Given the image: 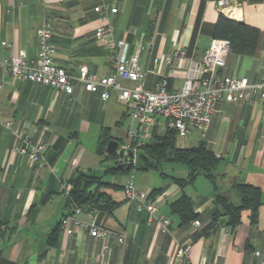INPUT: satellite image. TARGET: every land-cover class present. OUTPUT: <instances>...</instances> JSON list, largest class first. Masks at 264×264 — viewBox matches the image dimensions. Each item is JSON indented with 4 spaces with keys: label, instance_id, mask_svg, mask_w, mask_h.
<instances>
[{
    "label": "crops",
    "instance_id": "0c3cea01",
    "mask_svg": "<svg viewBox=\"0 0 264 264\" xmlns=\"http://www.w3.org/2000/svg\"><path fill=\"white\" fill-rule=\"evenodd\" d=\"M100 5L117 9L109 15L112 39L126 42L124 56L137 54L138 68L148 72L146 89H152L161 77L167 78L170 89L181 87L187 60L172 58L166 64L164 58L180 50L187 58L202 59L219 14L260 34L252 56L229 53L219 74L246 77L251 83L264 77L260 67L264 62V0H251L239 13L204 0H0V43L9 45H0V62L18 51L35 62L37 32L48 21L53 30L52 58L57 65L72 75L79 66L101 77L112 75L115 52L94 38L102 22L93 9ZM123 85L131 86L129 82ZM8 120L17 129L27 127L31 140L45 146L46 166L38 168L14 153L12 132L0 127V264H262L263 102H219L204 140L198 138V144L204 143L222 158L216 169L219 193L238 205L239 199L232 193L234 184L248 183L261 189L262 206L255 223L249 224L247 212L233 230L223 217L214 222V189L205 178L206 184L202 182L199 189L191 184L180 190L169 178L153 187L150 174H145L136 187L148 194L160 190L152 200L158 205V214L170 219L173 236L162 233L156 219L148 220L145 212H137L125 200L122 188L117 194L115 188L102 186L100 192L117 205L99 212L97 223L126 236L122 245L112 242L108 252L102 250L103 241L90 237L87 231L69 236L60 228L52 247L47 238L67 209L68 196L60 192L61 184L78 172L93 170L99 175L116 165L113 158L104 159L96 153L101 132L107 130L121 144L126 130L135 126L129 122L126 107L117 102V91L108 101L80 87L66 95L41 84L12 81L0 66V123ZM158 129L159 120L154 127L157 135ZM183 172L185 177V169ZM182 194L191 199L198 226L194 221L180 226L178 217L170 213L169 205ZM77 217L90 221L88 207H82ZM186 242L189 253L177 262L178 245ZM256 251L259 256L254 255Z\"/></svg>",
    "mask_w": 264,
    "mask_h": 264
},
{
    "label": "built area",
    "instance_id": "2783aa9c",
    "mask_svg": "<svg viewBox=\"0 0 264 264\" xmlns=\"http://www.w3.org/2000/svg\"><path fill=\"white\" fill-rule=\"evenodd\" d=\"M213 1L218 8L231 7L239 13L242 5L251 0H204ZM93 11L100 16L101 24L94 31V38L104 47L115 52L113 58V73L101 77L89 71L86 66H79L76 74H68L57 65L52 58V25L44 21L37 32L38 54L35 62L29 60L24 51H18L8 59L0 62V66L8 71L12 81H27L41 84L72 95L76 87L88 93H96L102 101H108L112 92L117 91V102L126 107L128 118L135 123L134 127L126 130L125 140L120 147L134 152L132 166L140 148L150 143L154 138V127L158 119L162 118L168 128L176 134V139H183L194 134L204 140L208 125L219 102L235 103L238 101L258 100L264 103V77L251 83L246 77L224 76L219 72L226 65V58L230 53V44L225 39H212L204 56L200 60L187 58L185 52L175 50L164 58L169 64L172 58L179 61L187 60L183 81L179 89H170L166 77H161L152 89L145 88L147 71L138 68L137 54L124 56L126 42L114 41L109 26V15L117 12L116 8L105 5L96 6ZM2 47H8L1 42ZM157 63V60H154ZM264 71V62L260 64ZM129 82L131 86L123 85ZM0 127L10 130L14 136L12 150L24 156L30 164L43 168L45 146L31 140L27 127L15 128L12 120L0 123ZM71 186L62 183L60 192L69 196ZM127 202L135 206L137 212H145L148 220L156 219L162 233L173 236L170 219L158 214V205L149 199V194L136 187L133 175L127 174L122 188ZM81 212L79 207H67L60 219V228L71 236L78 231H87L95 240L103 241L102 250L108 252L111 243L122 245L126 236L107 229L97 223L99 211L89 208L90 221H82L77 216ZM194 226L199 221L193 222ZM190 250L188 242L179 244L175 252V260L182 261ZM259 256L258 251L254 252ZM264 264V259H262Z\"/></svg>",
    "mask_w": 264,
    "mask_h": 264
},
{
    "label": "trees",
    "instance_id": "16d2710c",
    "mask_svg": "<svg viewBox=\"0 0 264 264\" xmlns=\"http://www.w3.org/2000/svg\"><path fill=\"white\" fill-rule=\"evenodd\" d=\"M259 31L253 27H249L244 23H239L226 18L222 14L217 16L213 25L212 38L225 39L230 44V53L240 56H252L259 40ZM111 139L107 130H103L98 139L96 153L104 159L113 158L105 153L107 142ZM176 134L166 128L162 136L154 131L153 140L140 148L138 156L144 161V165L140 166L143 170L159 171L161 163L176 162L183 165L186 176L185 178H172L173 183L182 190L184 187L194 183L196 178L201 175L207 179L214 189L213 204L216 209L212 213V220L216 222L219 218H225V225L230 229H235L242 223V214L247 212V220L249 224L256 222L258 213L262 206V191L259 187L248 183H237L232 186L233 192L239 199V204L234 205L228 197L218 192L216 169L222 158L217 157L211 152L204 143L190 148H177ZM130 170H122L117 166L105 170V174L117 175L128 173ZM163 175V174H161ZM67 183L71 186L68 196L67 207L84 206L97 208L101 211H111L117 203L113 202L105 193H101L102 186H110L118 189L123 188L116 184L102 183L101 176L93 170L87 172H78L75 177L71 178ZM96 186L93 193L85 198V194L92 186ZM160 190H152L149 193V199L155 198V194ZM170 213L176 215L179 219L180 226L186 225L191 221H196L197 215L193 211L191 199L182 194L177 200L169 205ZM60 224L52 230L47 238V245L52 247L56 244Z\"/></svg>",
    "mask_w": 264,
    "mask_h": 264
},
{
    "label": "rangeland",
    "instance_id": "374dc122",
    "mask_svg": "<svg viewBox=\"0 0 264 264\" xmlns=\"http://www.w3.org/2000/svg\"><path fill=\"white\" fill-rule=\"evenodd\" d=\"M158 120H159L158 134H159V136H162L164 134L167 126L165 124V121L162 118H159ZM129 122L134 124V122H132L131 120H129ZM198 143H199V139H198L197 135L194 134L193 136H188V137L183 138V139H176L175 145L177 148H190V147L197 146ZM143 165H144V161L140 158V156H137L136 163L134 165L135 168L132 169L131 171H129V175H133V177H134L135 185H137L139 177L143 178L144 176H146L145 174H150L149 176H151V177H148V178H149V182L151 183V185H154L153 187H157V186H155V185H158L157 183H161L163 180L167 181L168 178L170 179V181H172V179H171L172 176H175L177 178L178 177L185 178L183 175V173H184L183 172V170H184L183 165L176 163V162L161 163L159 165L161 167L159 171L143 170L140 168V166H143ZM114 166H116V165L114 164L112 167H114ZM161 174H163L167 177H162L163 175H161ZM99 175L101 176V182L102 183L110 182V183H115L118 186L122 185L123 182H125L127 179L126 173H121V174H117V175H110V174H105V169L100 171ZM202 182H205V184H206L204 177L199 175L196 178V180L194 181L193 185H194V187L199 189L202 185ZM115 193L120 194L119 188L116 189ZM232 193H234V192L232 191Z\"/></svg>",
    "mask_w": 264,
    "mask_h": 264
},
{
    "label": "water",
    "instance_id": "95a60500",
    "mask_svg": "<svg viewBox=\"0 0 264 264\" xmlns=\"http://www.w3.org/2000/svg\"><path fill=\"white\" fill-rule=\"evenodd\" d=\"M105 153L112 156L114 160H116V166L122 170H130L132 167V161L134 157V152L131 149H126L120 147V144L115 139H110L105 147ZM96 189V186H92L90 189L87 190L85 194V198L93 193Z\"/></svg>",
    "mask_w": 264,
    "mask_h": 264
}]
</instances>
